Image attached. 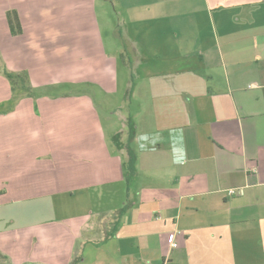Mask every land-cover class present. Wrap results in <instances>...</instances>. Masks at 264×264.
I'll return each mask as SVG.
<instances>
[{"label": "crops", "instance_id": "1", "mask_svg": "<svg viewBox=\"0 0 264 264\" xmlns=\"http://www.w3.org/2000/svg\"><path fill=\"white\" fill-rule=\"evenodd\" d=\"M98 1L0 0L3 264H264V0Z\"/></svg>", "mask_w": 264, "mask_h": 264}, {"label": "rangeland", "instance_id": "2", "mask_svg": "<svg viewBox=\"0 0 264 264\" xmlns=\"http://www.w3.org/2000/svg\"><path fill=\"white\" fill-rule=\"evenodd\" d=\"M97 7H98V11H99V20H100V23H101L102 29H103L102 31H103L105 38L108 41L110 37L108 38L109 33L107 32V30H108V27L113 28L116 26V24H117L116 23V13H117L119 7H118V5L114 4V2L104 1V0H99L97 2ZM119 41H120V39H119ZM122 76H123V72L121 71V78H122ZM59 88H65V87H59ZM66 88H68V87H66ZM108 102L109 103L107 105L103 104L102 102H99L98 106L100 107L99 111L101 114V118H102L103 124L105 126L107 135H108L110 147L112 148L113 146H115L113 131L115 130L114 128L119 129V126H121V120H120V117L118 114H114V112H113L114 108L109 107L110 105L115 104V100L113 98H111V99H108ZM119 196H121V194L111 192V193L107 194V198H106L105 202H107L108 204H111V203L113 204L115 202H119V200H120ZM89 204L99 205L100 202L95 203V201L93 202V200H91V202ZM3 263L4 262H3L2 258H0V264H3Z\"/></svg>", "mask_w": 264, "mask_h": 264}, {"label": "trees", "instance_id": "3", "mask_svg": "<svg viewBox=\"0 0 264 264\" xmlns=\"http://www.w3.org/2000/svg\"><path fill=\"white\" fill-rule=\"evenodd\" d=\"M7 18L9 21L11 34L14 36L22 34L23 29L18 13L15 10L8 11ZM0 73L9 81L11 85V89L14 95L13 101H11V108L15 105L14 101L22 97H29L33 99L37 98L38 95L35 92V88L33 87L30 81L29 74L27 71L12 72L7 68L6 64L1 60ZM128 165L130 170L133 169L134 158H132V156L129 159ZM0 258H2V260H8V258L6 256H3L1 253H0Z\"/></svg>", "mask_w": 264, "mask_h": 264}, {"label": "built area", "instance_id": "4", "mask_svg": "<svg viewBox=\"0 0 264 264\" xmlns=\"http://www.w3.org/2000/svg\"><path fill=\"white\" fill-rule=\"evenodd\" d=\"M229 194L234 195L236 194V190L232 189L229 190ZM168 244L171 249H177L179 247V244L177 242V234H171L169 235Z\"/></svg>", "mask_w": 264, "mask_h": 264}]
</instances>
